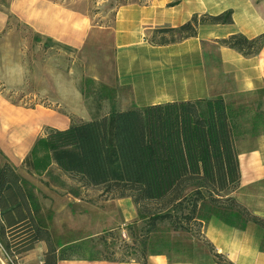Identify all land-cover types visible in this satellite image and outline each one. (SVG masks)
Segmentation results:
<instances>
[{
	"label": "crops",
	"instance_id": "obj_1",
	"mask_svg": "<svg viewBox=\"0 0 264 264\" xmlns=\"http://www.w3.org/2000/svg\"><path fill=\"white\" fill-rule=\"evenodd\" d=\"M9 2L7 12L14 17L18 13L31 15L32 26L39 35L56 39L50 33H44V22L55 21L57 26H69L78 39L75 44L66 45L65 48L77 53L74 54L75 59L91 80L108 89H128L130 101L127 109L132 106L144 108L208 100L213 95L211 82L214 85L222 84L223 89L217 94L221 98L232 93L255 94L264 91V47L259 55L247 58L218 44L220 40L235 34H242L249 39L264 34V11L255 0H133L119 8L111 26L101 27L91 25L86 16L55 5L50 0ZM227 10L233 12L231 26L202 25L198 28L196 37L166 46L153 45L149 41V35L156 29L177 28L194 15L217 16ZM8 13L2 10L0 0V35L7 24ZM107 42L112 48L111 64L106 56L102 58L103 62L96 61L97 53L102 51V45ZM77 96L76 99L81 103L80 93ZM0 105L4 107L0 106L3 115L0 118V152L9 163L19 168L39 139L41 128L28 111L7 102L3 104L1 99ZM71 114L73 113L66 115L59 130L80 123L76 120L73 122L72 119L77 118H70ZM254 114L251 113L252 116ZM19 116L27 118V123L17 125ZM82 121H90V116L87 114ZM235 144L240 181L230 197L251 216L264 221V134L252 138L240 134L236 137ZM19 176L33 189L41 207L40 220L47 228L57 252L68 244L82 241L79 238L65 242L61 239L76 232L68 222L73 220L74 215L67 205L72 201L79 202L78 199L60 196L59 188L51 183L44 188L34 187L33 180L20 174ZM130 202L128 199L119 201V204H125L129 208L122 215L125 223L134 214L130 210ZM62 216L64 220L60 218ZM96 233H88L86 237H92ZM202 235L204 241L212 247V253L220 255L226 264H264V228L253 222H248L243 229H236L212 218L202 228ZM46 252L47 245L38 242L31 251L13 259L12 264H43ZM5 258L0 256V264H5ZM57 264L141 263L134 260H74L58 261ZM145 264L217 263L207 255L195 261H170L166 254H149Z\"/></svg>",
	"mask_w": 264,
	"mask_h": 264
},
{
	"label": "trees",
	"instance_id": "obj_2",
	"mask_svg": "<svg viewBox=\"0 0 264 264\" xmlns=\"http://www.w3.org/2000/svg\"><path fill=\"white\" fill-rule=\"evenodd\" d=\"M206 23L231 26L233 12L194 15L177 28L156 29L153 38L164 34L177 40L193 38ZM176 39L161 37L158 42L153 39V44L164 46ZM218 43L245 57L257 56L264 46V34L252 39L235 34ZM81 93L84 95V90ZM240 114L222 98L132 106L105 116H99L97 110L90 121L65 130H48L23 164L34 175L54 164L86 188H102L113 197L131 198L138 206H153L155 210L146 218L145 228H151L148 232L160 224H167L170 232H190L188 226L203 228L212 218L236 229H243L248 222L264 228L263 220L251 216L230 197L240 181L235 141L246 133L237 121ZM245 124H250L252 136L264 134L262 112ZM32 190L13 166L0 163V244L8 256L15 259L44 242L43 264L115 261L101 253L87 258L90 247L86 240L57 252L40 220L41 207ZM147 251L144 242L139 263L145 264ZM167 258L174 261L169 255ZM214 258L218 264L219 256L214 254Z\"/></svg>",
	"mask_w": 264,
	"mask_h": 264
},
{
	"label": "rangeland",
	"instance_id": "obj_3",
	"mask_svg": "<svg viewBox=\"0 0 264 264\" xmlns=\"http://www.w3.org/2000/svg\"><path fill=\"white\" fill-rule=\"evenodd\" d=\"M9 1L11 0H1L2 10L6 13H8ZM50 1L86 16L91 25L101 27L111 26L119 8L133 0ZM255 2L264 11V0H255ZM15 16L17 18L8 13L7 24L0 35V99L3 104L7 102L32 114L33 120L41 128L39 139L44 138L48 130L62 128V121L70 112L73 113L70 118H77L72 119L73 122H83L82 119H86L87 114L91 120L97 110H99V116H105L114 111L127 109L130 101L128 89H108L101 83L93 84L87 81L90 78L75 59L74 54L77 53L65 48L66 45L75 44L78 39L69 26H57L55 21L42 24L44 33L53 35L56 38L55 41L50 36L39 35L34 31L33 19L28 13H18ZM202 25L215 27L207 23ZM154 32L155 30L149 35V41L152 44L153 39L154 42H158L161 41V37L167 41L176 39L168 34L153 38ZM178 41L181 40L176 39L173 43ZM101 50L97 53L96 61H102L105 56L110 61L112 48L109 43L102 45ZM211 87H213L211 99L221 98L217 97V94L222 91V84L214 85L211 82ZM81 90H84V95ZM78 93L81 95V103L78 102V98L76 99ZM222 99L241 113L237 121L243 127L242 130L246 132L242 136L254 137L249 134L250 124H245V122L259 112L264 114V91H258L255 94L232 93ZM0 106L4 108L3 105ZM251 113L255 114L252 116ZM0 114V118H3L1 112ZM24 123H27V118L17 117V125ZM5 162L9 163L0 152V163ZM15 170L17 174L33 180L34 187L44 188L51 183L59 188L60 193L63 194L60 196H66L67 199H78L79 202L72 201L67 205L74 215L73 220H68V222L71 223L72 230L76 232L61 239L64 242L75 238L86 240L85 242H88L90 247V251L85 253L87 258L101 253L112 260L138 262L141 261L143 255L141 253L142 244L146 242L148 243L147 255L166 254L174 261L197 260L203 255H207L212 260L215 259L212 247L203 239L202 228L196 225L188 226L190 232H170L167 230V224H160L156 229L148 232L151 228H145L148 222L146 218L149 212L155 210L153 206H138L131 198L113 197V194L105 192L102 188H86L76 177L63 174L53 164H49L46 171L41 170L36 173L37 177L33 176L24 164ZM127 199L131 201L132 209L130 210L134 214L132 219L125 223L122 215H125L124 211L129 208L125 204H119V201ZM60 218L64 220L63 216ZM68 228L66 225L67 231H69ZM93 232H97L96 235L86 237L88 233ZM122 232H125L126 239L121 237ZM0 256L6 257L5 264L14 263L13 258L5 253L1 244ZM218 256L219 259H216L218 264H226L221 256Z\"/></svg>",
	"mask_w": 264,
	"mask_h": 264
},
{
	"label": "built area",
	"instance_id": "obj_4",
	"mask_svg": "<svg viewBox=\"0 0 264 264\" xmlns=\"http://www.w3.org/2000/svg\"><path fill=\"white\" fill-rule=\"evenodd\" d=\"M121 234H122L121 237H122L123 239H126L127 236H126L125 232H122Z\"/></svg>",
	"mask_w": 264,
	"mask_h": 264
}]
</instances>
